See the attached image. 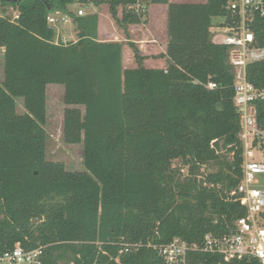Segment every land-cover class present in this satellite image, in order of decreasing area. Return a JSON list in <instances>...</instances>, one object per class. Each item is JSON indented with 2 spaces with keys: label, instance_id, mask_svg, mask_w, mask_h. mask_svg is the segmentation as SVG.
<instances>
[{
  "label": "trees",
  "instance_id": "16d2710c",
  "mask_svg": "<svg viewBox=\"0 0 264 264\" xmlns=\"http://www.w3.org/2000/svg\"><path fill=\"white\" fill-rule=\"evenodd\" d=\"M136 1L105 0L126 34L147 22L129 9ZM229 1L151 0L167 6L166 70L145 68L127 36L138 67L124 69L123 43L100 42L99 16H74L73 0L0 2L18 11L0 17V253L20 243L45 247V264H164L155 247L200 246L246 215L236 196L243 146L234 68L211 33ZM56 11L75 21L77 41L56 42L47 21ZM253 30L264 47V17ZM247 78L264 88V62L249 65ZM49 85L64 86V141L83 145L82 172L46 159ZM257 105L264 129V102ZM125 244L135 247L121 253ZM190 260L227 264L202 252Z\"/></svg>",
  "mask_w": 264,
  "mask_h": 264
},
{
  "label": "built area",
  "instance_id": "2783aa9c",
  "mask_svg": "<svg viewBox=\"0 0 264 264\" xmlns=\"http://www.w3.org/2000/svg\"><path fill=\"white\" fill-rule=\"evenodd\" d=\"M150 2L137 0L129 9L139 16L146 14L147 20ZM225 11L226 15L218 18L211 28L212 43L227 48L229 63L234 68L233 102L239 114V138L243 146L242 180L236 196L246 215L234 222L229 233L208 234L200 246L174 239L155 247L164 264H190V257L196 252L218 256L227 264L242 261L264 264V129L259 124L257 105L264 102V88H256L247 78L249 65L264 62V47L259 46L253 30L255 18L264 17V0H230ZM78 15L83 17L84 12L79 10ZM70 18L64 14L62 22L68 23ZM47 21L50 26L56 19L49 14ZM68 39L70 42L71 38ZM207 88L214 90L217 85L211 82ZM123 247L120 252L128 253L135 246ZM45 249H26L17 243L13 249L0 253V264H45Z\"/></svg>",
  "mask_w": 264,
  "mask_h": 264
},
{
  "label": "rangeland",
  "instance_id": "374dc122",
  "mask_svg": "<svg viewBox=\"0 0 264 264\" xmlns=\"http://www.w3.org/2000/svg\"><path fill=\"white\" fill-rule=\"evenodd\" d=\"M73 4L68 8L78 17L79 10L84 12V16L97 14L99 16V34L98 39L102 42H120L123 39H126V36L129 37L132 42H141L145 41L147 43H142L145 47V50H148L150 54H154L150 48L153 45H164L163 31L164 24L163 22H156L151 27V30L156 36L158 42L149 43L145 38V34H142L141 30L138 28H133L134 25L127 27V34L124 31L123 27H120L116 20L112 17L110 13L109 5L105 3V0H73ZM104 1L103 3H101ZM203 1V0H197ZM156 16L160 17V13L152 12ZM123 14V8H119L117 16L121 19ZM64 14L56 15L55 12L51 13V16L56 19L54 24L50 26L53 27L57 32L56 42L66 43L69 42L68 38H71L70 41L78 40V31L77 24L74 21L72 23H63L62 18ZM0 17L9 18L15 20L18 17V11L13 6H2L0 7ZM73 37V38H72ZM67 40V41H65ZM123 44H127L129 48H126V62L125 66H134L137 68L138 63L134 57V52L128 43L124 41ZM141 44V43H140ZM138 48V47H137ZM127 56H131L133 63L130 65L128 62ZM144 64V63H143ZM150 66V65H147ZM125 67V68H126ZM145 67V66H144ZM4 68H5V50L0 48V84L4 82ZM146 68V67H145ZM132 69V68H131ZM151 69V67L149 68ZM46 124L45 131L47 134L46 140V159L49 162L62 163L64 164L67 171L70 172H82L84 170V155H83V145H70L65 143L63 135V124H64V113L68 106L64 103V86L62 85H49L46 92ZM16 111L19 115L25 113L23 99H16ZM84 111V109H82ZM176 166H180L177 164ZM208 167H204L203 171H208ZM187 173V171H185Z\"/></svg>",
  "mask_w": 264,
  "mask_h": 264
},
{
  "label": "crops",
  "instance_id": "0c3cea01",
  "mask_svg": "<svg viewBox=\"0 0 264 264\" xmlns=\"http://www.w3.org/2000/svg\"><path fill=\"white\" fill-rule=\"evenodd\" d=\"M171 1H194V2H205L206 0L203 1H197V0H171ZM160 13V17L156 16V14L152 12H158ZM163 22L164 24V31H163V38H164V45L159 46V45H153L150 50L153 51L154 54H150L148 50H145V47L142 43H147L145 41L137 42L135 41L134 43L137 45L141 55L145 58L144 59V66L149 69H159V70H166L167 69V60L164 58V55L166 54L167 51V38H166V27H167V6H162V5H154L151 4L149 7V13H148V19L145 24H140V25H134L133 28H138L141 30L142 34H145V38L148 40L149 43H156L158 42L156 36H154L151 26L155 24L156 22ZM69 23L74 24V20L70 18ZM73 38V37H72ZM128 43V40L120 41L119 43ZM102 42V41H100ZM114 42V41H111ZM107 43V42H104ZM141 43V44H140ZM126 48H129L127 44H123V67L124 69H134V66H125V60H126ZM128 62L130 65L133 63V59L131 56H127ZM150 65V66H147ZM126 67V68H125ZM136 68V67H135Z\"/></svg>",
  "mask_w": 264,
  "mask_h": 264
},
{
  "label": "water",
  "instance_id": "95a60500",
  "mask_svg": "<svg viewBox=\"0 0 264 264\" xmlns=\"http://www.w3.org/2000/svg\"><path fill=\"white\" fill-rule=\"evenodd\" d=\"M19 1L20 0H0L1 3H5V4H15ZM44 1H47V0H44ZM79 29H80V31H82V26H79Z\"/></svg>",
  "mask_w": 264,
  "mask_h": 264
}]
</instances>
